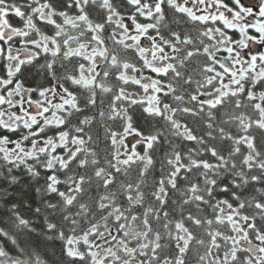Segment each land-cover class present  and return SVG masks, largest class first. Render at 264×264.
I'll return each mask as SVG.
<instances>
[{
	"label": "snow or ice",
	"instance_id": "snow-or-ice-1",
	"mask_svg": "<svg viewBox=\"0 0 264 264\" xmlns=\"http://www.w3.org/2000/svg\"><path fill=\"white\" fill-rule=\"evenodd\" d=\"M0 264H264V0H0Z\"/></svg>",
	"mask_w": 264,
	"mask_h": 264
}]
</instances>
